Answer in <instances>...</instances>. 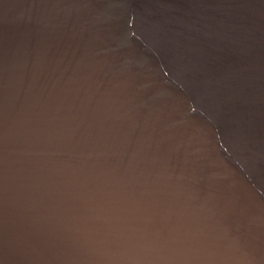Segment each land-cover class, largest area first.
<instances>
[{"label":"water","instance_id":"95a60500","mask_svg":"<svg viewBox=\"0 0 264 264\" xmlns=\"http://www.w3.org/2000/svg\"><path fill=\"white\" fill-rule=\"evenodd\" d=\"M0 264H264V0H0Z\"/></svg>","mask_w":264,"mask_h":264}]
</instances>
